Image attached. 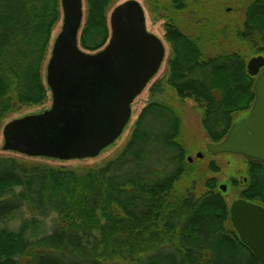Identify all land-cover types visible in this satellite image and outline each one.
I'll use <instances>...</instances> for the list:
<instances>
[{"label":"trees","instance_id":"1","mask_svg":"<svg viewBox=\"0 0 264 264\" xmlns=\"http://www.w3.org/2000/svg\"><path fill=\"white\" fill-rule=\"evenodd\" d=\"M145 1L164 21L170 51L168 72L153 95L168 87L179 101H192L207 138L220 143L255 101L256 78L248 75L247 62L264 57V0L250 4L235 33L246 52L214 56L163 14L162 1ZM198 1L209 0L167 4L178 13ZM115 2L84 0L82 50L98 52L108 44ZM62 18L61 0H0V131L13 113L48 101L44 66ZM181 132L177 110L152 101L122 152L104 166L76 169L0 157V264H260L233 229L217 180H205V191L196 193L197 174ZM247 161L238 198L264 207V163ZM209 169L220 172L214 163ZM230 182L238 187L236 178ZM19 214L29 217L20 216L11 229ZM45 220H51L49 232L41 230Z\"/></svg>","mask_w":264,"mask_h":264},{"label":"water","instance_id":"2","mask_svg":"<svg viewBox=\"0 0 264 264\" xmlns=\"http://www.w3.org/2000/svg\"><path fill=\"white\" fill-rule=\"evenodd\" d=\"M61 7V31L46 67L51 107L8 122L2 131L4 152L61 162L98 157L123 135L134 101L165 62L166 47L148 31L138 1L113 9L108 44L94 53L79 46L84 0H61ZM247 72L256 78L254 104L224 140L207 146V152L264 163V57L250 59ZM220 190L226 193L227 186ZM230 221L240 241L264 264V207L236 199L230 205Z\"/></svg>","mask_w":264,"mask_h":264},{"label":"rangeland","instance_id":"3","mask_svg":"<svg viewBox=\"0 0 264 264\" xmlns=\"http://www.w3.org/2000/svg\"><path fill=\"white\" fill-rule=\"evenodd\" d=\"M129 1V0H116L114 5L111 7L109 11L110 15L115 7L118 5ZM138 1L145 12L146 17V25L147 29L150 33L158 36L164 43L167 51L166 59L164 64L162 65L159 73L156 77L150 82L145 91L136 98L132 105V119L123 135L116 141V143L105 151H103L98 157L94 159H87L83 161H67L61 162L57 160L51 161L50 159H42V158H28L23 155L14 154V152H4L3 151V136L2 131L4 126L14 120L18 119L21 115H26L28 113L34 112H44L51 107V94L48 101L44 106L33 109H23L18 113H13L9 119L2 126V130L0 131V157L8 158L13 157L16 159L23 160L26 163H46L50 166L60 167L65 166L69 168H98L104 166L108 161L115 158L118 154L122 152L124 147L126 146L130 135L132 133L134 124L140 115L141 111L144 107L152 101H160L164 104L170 105L174 107L182 120V132L180 140L182 144L186 147V150L189 154L190 158H193V165L196 171V193L201 194L205 191L204 183L205 180L209 178H215L218 182L219 187L222 185L227 186V192L224 193L227 198L228 204L231 205L233 201L238 199V193L241 186L244 184L246 171H247V159L241 156H235L231 154H221V155H211L206 152V148L208 143H210L207 138L206 133L201 127L200 124V112L195 107L194 103L190 100L186 102H181L176 98L175 93L169 89L168 87L164 88V92L161 95H153L152 88L156 83L160 82L166 77L168 69L166 68L168 59L170 58L169 46L165 42L164 39V21L160 19L161 16L155 14L150 11L146 5L145 0H136ZM164 3L163 9L165 12L163 14L170 15L171 18L175 21L176 25L180 28V30L191 38H199L201 41V47L204 49L207 56H214L223 52H236V53H245V46L238 42L235 38V33L238 30L243 29L245 15L247 8L256 0H234L232 2H217L213 0L209 1H198L192 2L188 9L183 12L174 13L169 10V6L167 4V0H160ZM61 19L57 28L54 31L53 39L51 42L50 50L48 52V56L46 59V63L44 66V76H46V67L48 61L50 59L51 50L53 43L57 37V35L61 31L62 27ZM204 29H207L206 35L203 36L201 33ZM81 33V31H80ZM79 33V40H80ZM80 46V42H79ZM82 50V49H81ZM84 52H88L83 50ZM91 53V52H88ZM94 53V52H93ZM250 59L254 57H249ZM248 58V61L250 60ZM248 63V62H247ZM248 114V113H247ZM246 114V115H247ZM245 116V115H243ZM204 154V157L200 160L197 159V154ZM210 163H214L217 167H219V174H213L210 169ZM236 178L238 180V187L234 188L231 186V179ZM19 214L14 219V222H10V228L14 229L18 226L19 220L21 216ZM28 218L29 215H25ZM41 230L44 232H49L51 230V220H45Z\"/></svg>","mask_w":264,"mask_h":264},{"label":"flooded vegetation","instance_id":"4","mask_svg":"<svg viewBox=\"0 0 264 264\" xmlns=\"http://www.w3.org/2000/svg\"><path fill=\"white\" fill-rule=\"evenodd\" d=\"M248 114H249V113H248ZM248 114L245 115V116H243L241 119L246 118V117L248 116ZM209 144H218V143H211V142H210V143H208V145H209ZM208 145H207V146H208ZM184 147H185V146H184ZM185 149H186V147H185ZM186 151H187V150H186ZM206 152H207V148H206ZM207 153H208V152H207ZM208 154H210V153H208ZM202 155H203V157H204V154H203V153H202ZM211 155H213V154H211ZM196 157H197L198 160L201 159V158H198V154L196 155ZM203 157H202V158H203ZM187 160H188V163H189L190 165L193 163V158H190V157L188 156V157H187Z\"/></svg>","mask_w":264,"mask_h":264}]
</instances>
